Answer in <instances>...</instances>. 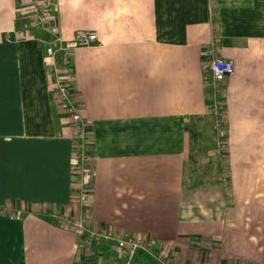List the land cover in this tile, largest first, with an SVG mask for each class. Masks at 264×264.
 I'll list each match as a JSON object with an SVG mask.
<instances>
[{
	"label": "crops",
	"instance_id": "obj_1",
	"mask_svg": "<svg viewBox=\"0 0 264 264\" xmlns=\"http://www.w3.org/2000/svg\"><path fill=\"white\" fill-rule=\"evenodd\" d=\"M29 1L0 0V264H81L90 254L64 224L81 189L74 125L53 99L62 64L48 33L24 30ZM50 20L88 134L90 227L153 237L177 264H264V0H55ZM79 31L96 41L75 47ZM211 49L234 70L226 146L205 179L194 157L216 152L199 132L214 122Z\"/></svg>",
	"mask_w": 264,
	"mask_h": 264
},
{
	"label": "built area",
	"instance_id": "obj_2",
	"mask_svg": "<svg viewBox=\"0 0 264 264\" xmlns=\"http://www.w3.org/2000/svg\"><path fill=\"white\" fill-rule=\"evenodd\" d=\"M55 6V0H30V18L24 26L25 31L33 28H41L51 36V56L56 60L61 59V70L55 69L51 73L53 99L61 111L69 115L74 125L73 138L75 163L80 174V194L77 206L79 214L76 217L64 221L65 226L77 233L78 246L87 254L94 253V249L102 244H109L112 250L117 252V258L105 260L100 256L96 264H137V252H144L156 258L163 264H177L176 254H167L163 250H157V241L153 237H124L108 227H90L86 216L90 213L88 204L89 191L91 189L93 174L91 168L90 147L85 122L82 119L76 105V100L71 93L73 80L71 47L64 44L51 24L50 10ZM96 41L94 32L79 31L74 39L75 47H87ZM207 84L210 88L208 93L209 112L215 117L217 130L216 154L221 155L224 151L225 140V109L222 104L223 82L233 72L234 63L230 59L223 58L211 49L207 60ZM58 220L62 218L58 215Z\"/></svg>",
	"mask_w": 264,
	"mask_h": 264
},
{
	"label": "rangeland",
	"instance_id": "obj_3",
	"mask_svg": "<svg viewBox=\"0 0 264 264\" xmlns=\"http://www.w3.org/2000/svg\"><path fill=\"white\" fill-rule=\"evenodd\" d=\"M68 115V114H67ZM226 115V113H225ZM69 116V115H68ZM225 125V122H224ZM199 132L202 136H200V141H207L208 140H214L215 144V149L217 148V130H216V123H215V117H214V122H209L206 119L200 120L199 123ZM215 134L213 137L212 134ZM226 133V132H225ZM226 136V135H225ZM226 143L224 140V148L225 149ZM211 147V146H209ZM224 152V151H223ZM221 155L219 154H211L204 152V153H199L196 154L194 158H196V167L199 169L198 171L202 173H206L204 178L207 179L210 174H213L215 169H214V163L215 161L220 157ZM210 160V161H209ZM190 163V162H189Z\"/></svg>",
	"mask_w": 264,
	"mask_h": 264
},
{
	"label": "trees",
	"instance_id": "obj_4",
	"mask_svg": "<svg viewBox=\"0 0 264 264\" xmlns=\"http://www.w3.org/2000/svg\"><path fill=\"white\" fill-rule=\"evenodd\" d=\"M193 139L195 138V133L191 132ZM102 256V252L99 250L94 249V253L90 254L88 258L82 262L81 264H96L98 258Z\"/></svg>",
	"mask_w": 264,
	"mask_h": 264
},
{
	"label": "water",
	"instance_id": "obj_5",
	"mask_svg": "<svg viewBox=\"0 0 264 264\" xmlns=\"http://www.w3.org/2000/svg\"><path fill=\"white\" fill-rule=\"evenodd\" d=\"M49 36V34H46V37H48Z\"/></svg>",
	"mask_w": 264,
	"mask_h": 264
}]
</instances>
